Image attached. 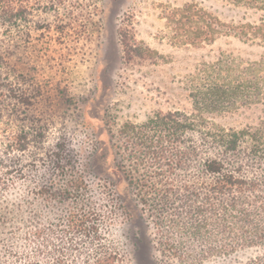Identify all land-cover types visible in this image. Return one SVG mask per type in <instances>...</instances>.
I'll list each match as a JSON object with an SVG mask.
<instances>
[{"label":"trees","instance_id":"obj_1","mask_svg":"<svg viewBox=\"0 0 264 264\" xmlns=\"http://www.w3.org/2000/svg\"><path fill=\"white\" fill-rule=\"evenodd\" d=\"M29 1L0 0V264H128L127 224L118 228L114 205L42 201L26 219L6 216L29 203L6 201L19 183L29 184L25 199H48L50 190L65 197L68 189L55 187V174L74 193L84 184L81 175H66L76 157L65 136L55 149L48 142L62 86L21 67ZM49 2L57 5L36 3ZM214 7L212 13L187 3L169 16L187 25L195 45L223 36L264 45V0H215ZM263 68L264 60L234 67L227 56L205 63L189 81L193 111L156 112L119 129L116 166L163 264H204L238 253H245L243 264H264V117L242 128L207 118L264 98ZM54 203L60 208L53 215Z\"/></svg>","mask_w":264,"mask_h":264},{"label":"rangeland","instance_id":"obj_2","mask_svg":"<svg viewBox=\"0 0 264 264\" xmlns=\"http://www.w3.org/2000/svg\"><path fill=\"white\" fill-rule=\"evenodd\" d=\"M54 1L57 5L49 2L48 7L29 1L31 14L22 28L30 32V38L22 42L21 67L32 66L33 74L53 87L62 86L64 95L56 93L62 95L60 103L54 113L50 111L55 125L48 142L55 149L65 136L76 157L66 175L71 180L81 175L84 184L79 194L74 193L63 180L66 177L55 174V187L68 189L65 197L50 190L48 199L39 195L25 199L29 184L19 183L6 201L29 203L23 202L22 209L6 216L26 219L44 207L42 201H92L105 208L114 205L118 228L127 224L123 230L128 239L122 237L123 242H129L127 263L163 264L153 249L151 228L116 166L118 131L127 122L143 123L156 112L193 111L189 81L205 63L214 64L227 56L230 65L247 66L264 60V45L224 36L213 44L195 45L186 38L187 25L181 27L169 16L187 3L213 13L215 0ZM192 27L188 30L191 36ZM208 116L225 127L256 125L264 117V98L251 106ZM58 208L54 203L53 215ZM244 261L245 253H238L204 264Z\"/></svg>","mask_w":264,"mask_h":264}]
</instances>
